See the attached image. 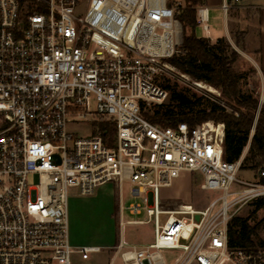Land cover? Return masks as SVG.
<instances>
[{
    "label": "built area",
    "instance_id": "obj_1",
    "mask_svg": "<svg viewBox=\"0 0 264 264\" xmlns=\"http://www.w3.org/2000/svg\"><path fill=\"white\" fill-rule=\"evenodd\" d=\"M183 6L0 0V264H71L75 251L84 259L100 251L71 243L69 198L72 189L90 196L107 183L120 200L126 187L140 200L127 207L130 214H146L124 220L121 204L109 264H264V245L231 247L228 232L244 204L264 198V168L253 180L239 177L250 170H242L243 156L225 159L222 122L164 127L142 113L143 104L169 97L157 78L182 44L176 17ZM206 12L198 10V22L209 31ZM78 122L89 125L88 135L69 130ZM184 171L202 173L200 188L221 196L202 209L162 198ZM146 224L151 242L126 240L127 225ZM168 251L178 256L168 261Z\"/></svg>",
    "mask_w": 264,
    "mask_h": 264
},
{
    "label": "trees",
    "instance_id": "obj_2",
    "mask_svg": "<svg viewBox=\"0 0 264 264\" xmlns=\"http://www.w3.org/2000/svg\"><path fill=\"white\" fill-rule=\"evenodd\" d=\"M177 20L182 27V44L171 57L164 61L193 80L204 82L221 95L209 107L199 106L190 94L178 90L168 81L157 78L158 83L169 92L163 104L142 105L143 116L160 126H176L186 122L190 127L212 121L225 124V159L235 161L243 156L242 170L258 172L264 168V105L261 106L257 122H254L259 105L258 97L243 91L240 80L243 75L233 64L239 57L224 39L211 43L206 37L197 36V8L205 0H184ZM102 129L114 132V124L101 121ZM260 207L264 198L255 200ZM259 224H251L248 218L234 216L229 223L231 247L264 245L256 242Z\"/></svg>",
    "mask_w": 264,
    "mask_h": 264
},
{
    "label": "rangeland",
    "instance_id": "obj_3",
    "mask_svg": "<svg viewBox=\"0 0 264 264\" xmlns=\"http://www.w3.org/2000/svg\"><path fill=\"white\" fill-rule=\"evenodd\" d=\"M181 1L185 4L184 0ZM201 30V27H197L196 33L201 35ZM250 32L253 38L249 40V44L245 48L242 47L245 52L239 55L233 67L243 75V78L240 80L242 90L251 92L254 96L258 97L259 104L261 103V106H263L264 74L258 70V61L255 63L252 60L253 58L246 56L249 50L257 46L254 29ZM164 63L167 64V67H165L163 74L160 76L161 80H166L178 90L190 94L192 99L198 102L199 106L209 107L215 102V99L220 97V91L214 87L204 82V86L200 87L197 85L199 81H195L190 76L181 73L165 61ZM69 130L80 136H84L89 134L90 127L85 122H78L70 124ZM246 151L247 149L244 151L243 157ZM255 176L256 172L254 171L241 172L239 175L244 180H253ZM203 179L202 173L198 171L181 172L180 176L174 179L170 187L161 189L162 198L182 200L185 203L192 204L197 209L205 208L212 200L221 196L222 192L216 189H201L200 184L203 182ZM105 187H110V185L101 186L100 189ZM111 195L108 188L104 189L102 195L99 194L98 189L93 195L84 196V199L77 200L76 198H82V196L78 195L76 190H71L70 202L72 206L70 219H72V225L75 222L74 230L72 227V240L76 233L77 236L74 239H78V243L99 245L101 247L100 251L90 253L89 259H84L80 252L75 251L71 257V264H109L114 253V249L111 246L115 245L120 239V211L118 210V206H121V204L124 208L122 213L124 220L146 218L145 212L135 216L128 211L127 207L130 204L140 200H135L130 195L127 187L123 191L122 200H118V189H116L115 193L116 200H111ZM234 216L248 218L249 222L253 225L259 224L258 235L255 240L256 242H264V203L258 207L256 202H248ZM124 234L126 240L133 243H148L154 238L153 227L150 224L127 225ZM165 256L168 261H172L178 256V252L168 251L165 253ZM116 264H119V262H116Z\"/></svg>",
    "mask_w": 264,
    "mask_h": 264
},
{
    "label": "crops",
    "instance_id": "obj_4",
    "mask_svg": "<svg viewBox=\"0 0 264 264\" xmlns=\"http://www.w3.org/2000/svg\"><path fill=\"white\" fill-rule=\"evenodd\" d=\"M224 5L228 8L225 9ZM200 8L207 9L208 25L209 31H205L202 24L198 22V10ZM197 22L198 26L202 28V34L197 36L206 37L211 43H216L218 39H224L227 44H229L233 49H235L238 54L244 53L242 49L249 44V40H252L253 36L250 31L254 29L257 46L249 50L246 53L248 58H253L252 60L256 63L258 61V70L264 74V0H205L202 5L197 8ZM197 29V28H196ZM176 31L179 36V41L182 42V27L176 26ZM196 32V30H195ZM104 185H110V187L101 188ZM101 185L97 188L99 189V194L102 195L104 189L108 188L111 195V200H116L115 193L116 187L113 183H107ZM96 190V191H97ZM82 198H76L77 200H82ZM120 200V195L118 197ZM71 202L69 198V225H70V238L71 243L74 246H99L91 244L78 243V239H74L77 235L74 234L73 240L71 237L72 227L74 230V224L71 223L70 210ZM120 206L118 210L120 211ZM72 225V226H71ZM146 243V242H144Z\"/></svg>",
    "mask_w": 264,
    "mask_h": 264
},
{
    "label": "bare ground",
    "instance_id": "obj_5",
    "mask_svg": "<svg viewBox=\"0 0 264 264\" xmlns=\"http://www.w3.org/2000/svg\"><path fill=\"white\" fill-rule=\"evenodd\" d=\"M161 40H162V42H165L166 43L168 52H170V50H171V42H170L171 41V37H170V33L169 32H166L164 34V36L161 38ZM197 85L200 86V87H203L204 86L203 82H199V83H197ZM221 136H222V133L219 132V137H221Z\"/></svg>",
    "mask_w": 264,
    "mask_h": 264
}]
</instances>
